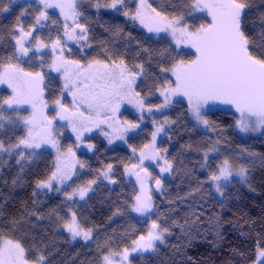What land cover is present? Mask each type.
<instances>
[{
    "label": "snow or ice",
    "instance_id": "snow-or-ice-1",
    "mask_svg": "<svg viewBox=\"0 0 264 264\" xmlns=\"http://www.w3.org/2000/svg\"><path fill=\"white\" fill-rule=\"evenodd\" d=\"M89 2L97 13L101 8L121 13L132 22L133 27L138 24L157 38L161 33L167 34L175 49L181 46L194 49V58H180L175 49L154 50L146 47L148 36L137 38L131 32L125 33L119 25H111L105 31L111 33L113 40L99 42L103 58L93 56L89 59L93 39L85 12L81 10V0H38L40 7L35 9V23L25 30L18 21L9 31L11 40L14 41L11 44L13 50L7 57H0V84H7L11 89L10 95L0 97V168L13 167L7 161L14 160L18 172L11 179L12 187L24 184L22 174L35 159L43 155L42 150L47 147L55 149L56 162L50 173L35 181L33 197L47 195L45 190L60 192L61 188H54V184L67 185L72 191L65 190L63 195L66 201L75 203L77 197L84 201L89 193L95 192L93 186L101 178L110 184H116L111 163L84 185L72 187L67 183L76 175L77 164L83 168L84 163L76 159L71 145L66 153L62 151L55 122L67 121V126L75 134L77 148L83 144L89 151L93 150L95 145L85 143V134L102 125L115 133L113 136L104 132L109 144H112L114 138L127 143L126 134L140 129V123L118 122L116 113L125 102L141 113V121L145 111L152 113L155 108L157 112H162L173 103H186L188 113L196 122L195 127L203 125L206 130L215 126L207 118L206 110L217 104L227 105L239 114L234 125L239 132L264 130V0L257 17L258 25L256 20H250L249 17L253 0H159L155 7L148 0H139L134 11L129 9L128 0ZM49 9H58L62 20L52 19ZM0 11L8 12L10 8L0 4ZM197 13L203 14L205 18V22L199 25L192 22L200 18L196 16ZM49 20L58 25L55 38L51 35L47 38L36 35L38 27H45L44 22ZM256 27L260 28L259 42L249 35ZM70 43L76 45L81 59H71L65 55L66 51L72 53ZM49 53L51 63L48 68L63 78L60 96L68 93L72 97L71 109L62 103V99L53 100L55 116L52 117L45 112L48 101L44 98L42 87L45 80L43 71H25L21 67L26 62L24 58L27 61L38 58L40 68L43 69L45 57ZM154 56L159 58L155 62L158 71L152 67ZM153 93H158L163 98L162 103L146 106L147 95ZM23 105L31 107V113L27 116L21 114ZM85 109L89 113L87 116ZM153 123L156 124V121ZM171 123L174 121L165 117L163 123L158 124L151 133V142L140 150L137 162L132 163L131 167L124 165V172L134 175L139 184V191L125 203L132 213L151 220L146 233L132 239L131 245L122 250H116L110 245L101 249L97 264H132L130 257L134 253L140 257L145 253L154 255L160 246L166 245L168 237L173 235V227L181 228L183 238L190 242L192 232L189 228L175 220L160 223L158 219L152 218L155 205L148 186L151 173L145 166V161L154 162L160 173H167L169 178H174L177 171L174 160L168 157L166 148H158L156 144L157 136ZM21 130L24 134L18 135ZM222 139L221 129L220 136L214 143L197 149L202 152L199 167L205 172L206 179L197 180L196 186L179 199H186L196 193L202 194L205 185L224 197V189L232 182L233 177H238L242 183H248L249 168L239 157L224 156L220 159L218 145ZM132 151L135 154L136 149L133 148ZM244 151L246 150H241L240 156ZM214 160H219V163L213 164ZM162 180L161 176L155 178L157 191L164 190ZM0 184H8L2 174ZM0 196H3L2 191ZM32 203L33 209L30 212L10 221L12 236L0 234V264H53V257L59 250L54 252L55 245L35 232L37 224L45 217L38 207L39 201L34 199ZM3 207L0 203V215L3 214ZM124 214L120 208L113 213L114 216ZM52 215L55 216L57 228L67 233L70 241L80 238L85 242H96L93 228H85L76 211L69 208L64 215H59L53 209L50 210V217ZM17 232L22 235L17 237ZM97 247L100 248V245L97 244ZM252 264H264V244L259 240Z\"/></svg>",
    "mask_w": 264,
    "mask_h": 264
},
{
    "label": "trees",
    "instance_id": "trees-1",
    "mask_svg": "<svg viewBox=\"0 0 264 264\" xmlns=\"http://www.w3.org/2000/svg\"><path fill=\"white\" fill-rule=\"evenodd\" d=\"M149 2L155 7L159 0H149ZM261 2L262 0H253L252 11L249 13L250 20H256L257 25ZM0 4L10 8L8 12L0 11V57H7L13 50L11 44L14 43L9 31L18 21L25 29H29L35 23V9L40 5L36 2L16 0H12L11 3L9 0H0ZM128 7L134 10L130 5ZM81 10L85 12L93 39V49L89 50V59L93 56L103 58L99 42L113 40L111 33L105 31L111 25H119L125 33L131 32L137 38L148 36L149 39L145 41L146 47L154 50L175 49V45L169 38L163 36L157 38L147 33L138 24L133 27L132 22L121 13L105 8H101L97 13L89 0H81ZM22 12L24 15H21ZM196 16L200 18L192 21L193 23L199 25L205 22L203 14L197 13ZM50 17L61 20L56 13H51ZM57 27L58 25L52 24L49 20L46 27L35 34L42 38H47L49 35L55 38ZM249 27H252L251 23ZM259 32L260 28L256 27L249 35L254 36L259 42ZM175 52H178L180 58L185 60L193 59L192 53L181 48L175 49ZM157 59L159 58L153 57L152 65L156 71H158L155 63ZM22 66L31 71L39 69L36 59L22 63ZM60 90L59 79L47 76L44 86L47 100L53 102L57 99L60 96ZM8 95L6 90H0V97ZM146 98L148 104L152 106L162 103L163 99L158 93L147 95ZM129 116L134 118L131 114ZM165 117L174 123L166 126L160 140V147L168 150V157L174 160L177 171L174 178L165 181L162 196L154 199L153 219H158L160 223L175 220L189 228L192 235L188 242L183 238L184 233L181 228L173 227V235L169 237L166 245L161 247L155 255L134 258V263L251 264L255 258L257 241L264 244V134L250 137L239 135L234 126L237 113L231 109L208 111L207 118L214 122L215 126L206 131H200L195 127L187 111L186 103H173L169 110L159 112L156 120L162 121ZM221 129L223 139L218 145L220 159L224 156L239 157L249 168L248 183L242 184L238 180H233L225 187L223 199H218L214 190L208 189L207 185L204 186L205 190L202 194L196 193L186 199H179L196 186L197 180L206 179L205 172L199 167L202 152L197 149H203L204 145L214 143L220 136ZM151 133L152 127L146 125L139 133L129 137L128 146L109 148L104 141L97 140L92 154L79 155V161L84 163V167L71 180L72 187L84 185L89 179L96 178L99 171L104 170L109 163L114 167L112 176L117 181L114 186H110L98 180L95 185L96 191L91 193L87 202L80 206L74 204L82 225L93 228L95 243L91 241L88 244L83 242L70 244L66 233L57 228L55 216L50 217V210H56L59 215L69 211L72 204L66 201L64 195L46 191L47 195L32 196L35 181L50 173L55 164L53 154L47 150H42L43 155L26 168L22 174L25 181L22 186L19 184L15 187L11 186V179L18 172V167L14 166V160L7 161L13 167L0 168V174L8 181L7 185L0 184V191L3 192L0 203L4 205L3 214L0 215V234L5 237L12 236L10 221L30 212L33 209L32 202L36 199L39 201L38 207L45 219L37 224L35 232L55 245L54 252L59 250L53 257V264H97L100 250L106 249V246L110 245L116 250H122L123 247L131 245L132 239L146 233L149 222L135 218L125 203L136 193V190L125 177L124 165L133 161V148L138 150L151 141ZM23 134V130L18 132V135ZM188 145L192 147L189 148ZM242 149L246 151L240 156ZM5 160H7L6 156ZM215 163H219V160H214L213 164ZM70 190L72 188L67 189V191ZM117 208L125 214L114 216L113 213ZM16 235L20 237L22 233L17 232Z\"/></svg>",
    "mask_w": 264,
    "mask_h": 264
},
{
    "label": "rangeland",
    "instance_id": "rangeland-1",
    "mask_svg": "<svg viewBox=\"0 0 264 264\" xmlns=\"http://www.w3.org/2000/svg\"><path fill=\"white\" fill-rule=\"evenodd\" d=\"M16 1H19V2H36V3H38V0H16ZM138 2H139V0H128V5H130V6L135 10V6H136V4H137ZM148 2H149V0H148ZM149 3H150V2H149ZM109 10H110V9H109ZM134 10H133V11H134ZM111 11H112V10H111ZM48 12H49V15H50L51 13H56V14L59 15V10H58V9H49ZM60 18H61V20H62V17H60ZM47 22H48V21H45V22H44L45 27H46V25H47ZM40 29H44V27H43V28H39V27H38V30H40ZM25 30H28V29H25ZM151 35H153V36L156 37L155 34H151ZM161 36H163V37H165V38H169V40L171 41V37L167 36V34H165V33H161V34L159 35V37H161ZM69 47L72 48V53L69 54V53L66 51V52H65V55L69 56V58H71V59H81V56L77 53L76 45L70 43V44H69ZM180 48L183 49V50H185V51H188V52L192 53V54H193V58H194V55H195V50H194V49H192V48H190V47H186V46H181ZM45 51H48V50H45ZM24 59H25L26 62H28V61H27V58H24ZM36 62H37V64L39 65V69L36 70V71H43V73H44V75H45V79H46L47 76H53V77L58 78L59 81L61 82V89H62V87H63V78L61 77V75H60L59 73H56V72H54V71H51V70L48 68V64L51 63V55H50V53H49V55H47V56L45 57V66H44L43 69L40 68V64H39V59H38V58L36 59ZM82 62H85V63H86V61H82ZM21 67H23L22 64H21ZM23 68H24V67H23ZM24 70H25V71H31V70H26L25 68H24ZM0 71H2V68L0 69ZM31 72H35V71H31ZM44 86H45V80H44V84L42 85V87L44 88ZM1 89L6 90V91L9 93V95L11 94V89L8 88L7 84H0V90H1ZM44 98L47 100L45 93H44ZM58 98L62 99V103L68 105L69 108L71 109V107H72V97H71V95H69L68 93H64V96H63V97L59 96ZM180 99L182 100L183 98H180ZM47 101H48V100H47ZM145 104H146V106H152V105L148 104V102H147V98H146V100H145ZM171 106H172V105H171ZM171 106H170V107H171ZM170 107H168V108L162 110V112H164V111H166V110H169ZM214 109H231V110L235 111L231 106L220 105V104L214 105V106H212L210 109H207L206 111L208 112V111H210V110H214ZM20 111H21V114H22V115L27 116V115H29V114L31 113V107H30L29 105H23V106H21ZM84 111H85V115L87 116V115L89 114L88 111H87L86 109H85ZM45 112H46V114H47L49 117L55 116V111L53 110V103H52V102H49V101H48V108L45 109ZM158 113H159V112H157V111L155 110V108H153V112H152V113H148L147 111H145V112L143 113L144 119H143V121H141V120H140L141 113L138 112L137 109H136L133 105L128 104L127 102H125V103H123V104L121 105L119 112L116 113V117H117L118 122L121 123V124H122L124 121H131V122H134V123H140V129H137L135 132H129V133L126 134V140H127V143H126L124 140H120V139H115V138H114L112 144H109V143H108V136L104 135V132H108L109 135H113V136H115V133H113L111 129L107 128L106 125H102L101 128H94L90 133H86V134H85V138H84L85 143H91V144L95 145L97 140H102V141H104V142L107 144V146H108L109 148H113V147H115V146H128L129 137H131V136L136 135L137 133H139V131H140L144 126L148 125V126L152 127V132H153V131L155 130V127H156L158 124L163 123L164 120H162V121H157V120H156V117H157V114H158ZM129 114H131L134 118L132 119V118L129 116ZM190 116H191V115H190ZM238 118H239V114L237 113V119H238ZM191 119H192V118H191ZM154 120L156 121V124L153 123ZM192 121L194 122V124H196V122H195L193 119H192ZM166 126H167V125H166ZM166 126H165V128H166ZM55 127H56V130H57V138H58V140H59V142H60V146H61V149H62L63 152L66 153V152H67V148L71 145V146L73 147V150H74L75 153H76V159H77V160H79V155H80V154H83V153H85V154H92V153L94 152V149H95V148H94L93 150L89 151L86 147H84L83 144H82L79 148L76 147V144H75V134L71 131V128L67 126V121H59V120H57V121L55 122ZM102 129H103V131H102ZM197 129L200 130V131H206V129L204 128L203 125L197 127ZM263 131H264V130L256 131V132H249V133H241V132H239V130L237 129V132H238L239 135H241L242 137H250V136H253V135H256V134H260V133H262ZM163 133H164V132L160 133V134L157 136L156 144H157V147H158V148H161V147H160V140H161V138H162V136H163ZM150 142H151V141H150ZM150 142H149V143H150ZM141 149H143V147L140 148V149H138V150H136L135 154H134L133 151H132L133 161H132L130 164H128L129 167H131V164H132V163L137 162V158H138V156H139V154H140V150H141ZM44 150L50 151V152L53 154V157H54V163H55V162H56V152H55V149H52V148H50V147H47V148L44 149ZM167 155H168V152H167ZM145 166L148 168L149 173H151V177H150V179H149L148 186L151 188V194H152V198H153V201H154V199H155L156 197H159V198H160V197L162 196V194H163V191H157V190H156L155 178H157L158 176L163 177V180H162L163 188H164V183H165V181H166V180H169V179H171V178H169V174H167V173H163V174L160 173V171H159V167H158L154 162H152V161H145ZM79 170H81V168H80V166L77 164V166H76V173H77ZM74 176H75V175H74ZM74 176H73V177H74ZM125 177H126V179H127L128 182L132 183V185L135 187V190H136V193H137V192L139 191V184H137L135 176H134V175L130 176V175H128V174L125 173ZM100 180H102V181L108 183L110 186H114V185H115V184H110L108 181L103 180L102 178H101ZM233 180H238V181L240 182V180H239L238 177H233L232 181H233ZM70 182H71V180L68 181L67 183L70 184ZM241 183H242V182H241ZM242 184H246V183H242ZM55 187H60V188H61V191H60V192H56V191L53 190V191H50V192H55V193L58 194V195H63V192H64L65 190L68 189L67 185H63V186H62V185H59V184H54V188H55ZM93 187L95 188V185H94ZM213 190H214V189H213ZM45 191H47V190H45ZM71 191H72V190H70L69 192H71ZM91 193H92V192H91ZM91 193H89V196L91 195ZM214 193H215V195H216V197H217L218 199H223V198H224V197H220V196L215 192V190H214ZM224 194H225V189H224ZM89 196L86 197L84 201L79 200L78 197L76 198L75 203H73V202H71V201H68V202H70V204H72V206L70 207L71 210L76 211L77 207H75L74 204H76V205H78V206H80V205H82V204H85V203L87 202V199L89 198ZM133 216H134L135 218L140 219V220L148 221V222H149V225H150V223H151V220H148L146 217H140V216H138V215L135 214V213H133ZM152 218H153V217H152ZM85 228H88V227H85ZM66 235L68 236L67 233H66ZM68 239H69L70 244H75V243H77V242H83V243H85V244H88V243L91 242V241L85 242V241H83V240L80 239V238H77L76 241H70V238H69V237H68ZM168 239H169V237H168ZM163 246H164V245L160 246V248L163 247ZM160 248H159V249H160ZM148 255H153V254L145 253V254H143V257H140L139 255H137V254L134 253V254H133V257H135V258H136V257L144 258V257H146V256H148ZM154 255H155V254H154ZM133 257H130V259H131V261H132V264H135V263H134V258H133ZM251 264H252V263H251Z\"/></svg>",
    "mask_w": 264,
    "mask_h": 264
}]
</instances>
